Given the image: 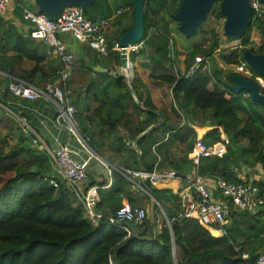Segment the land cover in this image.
<instances>
[{
  "label": "trees",
  "instance_id": "obj_1",
  "mask_svg": "<svg viewBox=\"0 0 264 264\" xmlns=\"http://www.w3.org/2000/svg\"><path fill=\"white\" fill-rule=\"evenodd\" d=\"M168 1L150 0L156 3V8L153 9L149 3L144 7L142 39L149 35L151 28L160 23V11L170 10L168 16L173 17L179 5ZM129 5L134 9V0H130ZM30 8L42 12L36 5ZM14 12L21 19L18 6ZM217 13L222 15L220 9ZM83 14L93 21L110 18L112 9L109 0H94ZM256 26L262 36L264 23L257 21ZM200 33L197 30L192 37H197ZM172 34L173 31L167 23L157 35L158 57L162 54L166 59L169 48L173 58L175 57L177 50L172 46ZM251 34H254V28L249 24L240 38V47L222 54L219 58L227 65H238L243 59L244 51L262 53L264 41L257 51L249 48ZM219 45L218 39L211 46L203 42L194 44L191 54L186 57V61L191 62V67L195 56H202L212 63V72H209L208 68H200L191 77H185V73L152 74L150 80L164 85L171 90L175 99L181 96L183 101L197 110H212L209 129L204 132L203 141L216 142L226 134L229 136L230 145L224 155L209 158L205 162L203 172L206 176L222 177L227 182L239 183L242 179L234 176L233 171L236 168L255 163L261 165L264 172V106L246 96L245 92L234 93L225 87L224 82H228L230 75H221L212 60L214 52L220 48ZM109 46L113 44L109 43ZM90 49L85 47L73 57L72 69L73 85L82 82L80 87L86 88L88 93L93 86V68L88 61L92 57L90 52L93 50ZM0 50L14 53L7 58L11 67L1 65L0 71L30 84L34 83L37 75L44 82L46 79H55V71L48 78L49 73L43 70L46 50L43 44L32 39L28 33L22 34L15 24L5 21L2 17ZM151 61L157 63L155 57H152ZM1 62L3 63L2 58ZM103 76V84L93 88L91 99L94 105L90 108L96 115L94 120L100 128L101 136L105 137L115 131L117 126H122L129 139L134 141L150 126L157 125L156 116L150 112L155 109L151 101L146 99L142 102L139 93L142 83L136 75L132 78L131 87L142 105L134 100L123 76H112L108 72ZM211 83L212 89L209 88ZM13 97L21 99L12 95L7 83L0 90V264H174L175 256L178 259L177 264H246L254 258L258 246L264 248V229L260 227L264 224V206L257 212L245 210L240 214V218L251 225L247 228L249 234L254 233L247 238L259 239L251 246L250 258L247 261L242 260L240 256L246 251L245 245L240 244L226 227L225 233L219 234L214 227L193 219L175 221L170 229L162 223L156 233L152 232V226L157 222L150 225L147 218L140 225H124L130 233L122 227L114 226L108 215H102L94 224L84 216L81 203L72 196L69 189L64 186L54 188L51 185L50 180L56 178L51 177L53 162L49 154L41 148L33 149L26 140L28 136L23 133L21 124L2 107L6 106L20 115L16 108L4 100ZM82 112L83 109L77 108L75 115ZM141 116L144 117L143 121L140 120ZM158 129L153 128L138 144L149 139ZM16 134V141L8 144L7 138ZM251 159L252 162H249ZM173 167L179 169V173L183 175L182 173L191 170V160L182 159ZM246 182L249 183V180ZM253 183L264 196V184L260 181ZM145 184L160 204L177 197L169 190L154 187L149 181ZM158 208L155 206L154 212L159 211ZM116 210L113 209L110 214L114 215ZM232 213L230 211L229 218ZM173 244L177 254L173 251Z\"/></svg>",
  "mask_w": 264,
  "mask_h": 264
},
{
  "label": "crops",
  "instance_id": "obj_2",
  "mask_svg": "<svg viewBox=\"0 0 264 264\" xmlns=\"http://www.w3.org/2000/svg\"><path fill=\"white\" fill-rule=\"evenodd\" d=\"M17 1L23 2L24 0ZM27 2H29V0H27ZM129 2L130 0H109L110 7L112 9V16L110 17V25L104 29V34L108 44H115L124 34L123 32H127V30H130L133 26L134 9L130 7ZM150 6L154 9L156 8V3L150 2ZM119 9H123V11L116 15L115 12ZM13 12H10V15L15 17L13 23L22 34L26 35L29 29L28 24L19 19L16 14L15 16ZM160 15L161 13L159 16ZM163 21H165V19L160 20L158 25L150 29L149 35L145 39H141L140 42H138L140 45L139 51L130 55L133 75H136L142 83V85L139 86V93L141 94L142 102L146 101V99L151 101L155 109L150 112H152L157 118V125L150 126L143 133V135L140 137L138 136V141L144 135L148 134L153 128H159L153 136L149 139L147 138L141 144H138L137 141L136 146H134V141L129 139L122 126H117L115 131L105 137L101 136L99 133L100 128L94 120L96 115L90 110L92 105H94L91 99L92 94L94 93L93 88L97 85L103 84V74L108 72L109 75H112V72H118L121 67L120 53L116 51L111 50L106 56L99 54L95 55L93 51L90 52L92 57L88 59V61L93 68V86L89 93L86 88L80 87L82 82H78L75 84L76 86L73 85L74 80L72 67L70 80L67 82L68 88L71 94L72 103L76 106V108L83 109L82 113L77 116L75 115L77 123V132L75 133H70L66 126L60 121L56 113L54 102H51L47 98L43 97L34 101L15 99L14 97L4 99L7 100L9 105L16 108L20 114L17 115L6 106H2L3 109L7 111V113L11 114L18 123H20V116L27 117L29 127L34 131V136L42 142L44 146L43 149L47 152V154L49 153V150H56L61 146H68L73 157L85 165L88 173V180L86 181L87 186L97 187L98 200L94 208V213L96 215V221L93 222L94 224L97 223L98 219H100L102 215H108L110 221V218L113 216L110 213L113 209L126 206H140L147 210V219L149 220L150 225L157 222L156 225L152 226V232L156 233L158 231V227L161 226L162 223L166 224L164 217H170L172 213L174 214L176 210L180 208V196L182 193H187L190 196L195 197L193 189H190L185 182H180L179 179L174 178L161 182H150L156 188L169 190L173 192L175 196L177 195L176 198L169 202H163L162 204L158 203L157 205L155 204L154 207H159V211L154 212L153 207L152 214H150L153 200L144 190L145 187L149 186L141 179L133 177L129 174V171L134 172L141 169L156 172L173 169L179 173L180 170L174 169L173 166L179 163L182 159L189 158L195 139L198 137L202 138L204 136V132L209 129L211 121L212 110H197L189 103L183 101L181 96L175 99L171 90L164 85L150 80V75L152 74H184L191 64V62H187L186 58L183 57V54L178 51L176 52L174 58L172 56V68L169 67L168 63L169 55L166 59L162 54L159 55L160 58L158 57L157 49L159 47V41L157 35L161 32L165 24H167V22ZM170 22L171 24L169 23V26L172 27L173 21ZM57 37L61 39V42H63L66 46V51L73 57V54L77 56V53H80L85 47L88 48L85 44L79 43L68 34H59ZM37 42L42 43L45 48L42 41L38 40ZM239 47L240 44H237V46L233 49ZM217 50L219 51V49ZM11 55H14V53L3 52L0 50V66L3 65L6 68H10L11 62L7 58ZM44 55L45 61L42 67L44 71L49 73L48 78H50L52 76V72L56 71L60 67V60L52 54H47L46 50ZM152 57L157 59V63L151 61ZM1 58L3 59V63L1 62ZM97 59L99 60L98 62L96 61ZM212 60L213 64H215L219 71H221V75L227 76L231 74H239L235 65H227L220 58L219 60L216 59L214 55ZM207 68L209 72L213 71L212 63H210V61ZM0 77L3 81L0 83V90L11 80H21L2 71H0ZM48 82L49 79H46V82H44V80H41V77L37 75L34 78L33 85L41 89H45ZM126 84L131 92V83L128 84L126 81ZM209 88H213L212 83L209 85ZM131 94L134 100L139 105H142V102H138L135 92H131ZM140 120L143 121L144 117L141 116ZM22 131L24 133L23 126ZM206 161L207 160H204L197 168L192 167L188 173L182 174L191 175L193 172L200 173L209 182H211L213 189V182L216 177L206 176L203 172V167L205 166ZM54 165L55 164L53 162L51 177L55 176L56 179L60 180V176ZM253 173V171L249 172V175L246 178L247 181H257L255 179L253 180ZM69 192L72 196H74L70 190ZM214 193L217 194L216 191H214ZM218 199L220 198L218 197ZM258 210L261 209H254L251 211L254 213ZM232 212L233 213L227 222L226 229L235 236L236 240L240 244L245 245V252L250 254L251 246H249V242L252 239H240L241 235H239L238 230H236L237 227L243 226H239L238 224L240 219L238 216H240L243 212L233 208ZM166 226L169 229L171 227L167 224ZM173 251L177 254L175 246H173ZM258 252L259 251H255V254ZM177 260L178 259L175 256L174 264H177Z\"/></svg>",
  "mask_w": 264,
  "mask_h": 264
},
{
  "label": "built area",
  "instance_id": "obj_3",
  "mask_svg": "<svg viewBox=\"0 0 264 264\" xmlns=\"http://www.w3.org/2000/svg\"><path fill=\"white\" fill-rule=\"evenodd\" d=\"M169 1H173L177 5L181 3V0ZM33 4V0H29V2L27 0L23 2L0 0V17L13 23L15 17H12L10 12H13L15 7L18 6L21 20L29 26L27 31L29 36L36 41H42L47 54H52L60 60V67L55 71V79L49 80L45 89L21 80H11L8 83V90L12 95L21 99L34 101L44 97L54 102L60 121L70 133H75L77 132L75 120L77 108L72 103L67 84L73 67V56L66 51L65 44L61 42L57 35L68 34L79 43L85 44L102 56L108 55L111 50L120 53L117 42L110 47L104 34V29L110 25L111 18L96 21L89 20L84 16L83 11L76 6L65 7L57 16L50 18L43 12H36L31 9L30 7ZM250 6L251 16L249 24L256 30L257 21L264 23V3L259 0H250ZM122 11L123 9H119L115 13L117 15ZM13 14L15 15L14 12ZM139 47V43H133L126 48L129 59L131 54L139 51ZM128 64L130 66L120 67L118 72H112L111 74L123 76L130 84L134 76L131 60L128 61ZM208 64L209 61L202 56H195L194 63L184 74L185 77L193 76L200 68L206 69ZM126 68L130 70V74L126 73ZM235 68L244 78L253 79L259 85L260 92L264 95V78L257 74L244 59L238 65H235ZM245 95L249 96L247 93ZM19 122L22 124L26 136L34 134V131L28 125L26 117H19ZM228 145H230V139L226 134L223 135L221 140L212 143H205L200 137L196 138L189 155L192 167L197 168L204 160L224 155L227 152ZM48 152L60 176V180L51 179V185L54 188L64 186L69 189L81 203L84 215L92 222H95L94 208L98 200L97 187L87 186L88 173L85 165L73 157L68 146H61ZM129 174L141 179L144 183L147 181L161 182L175 178L179 179L180 182H185L190 189H193L195 197L182 193L180 196V208L170 217H164L166 224L169 226L181 219H193L201 224L212 226L219 234H223L225 233V227L229 221V214L232 208L243 212L245 210L262 209L264 206V196L260 193L259 187L252 181L247 183L246 180L242 179V182L232 183L227 182L222 177H216L212 189L211 182L200 173L193 172L191 175H181L173 169L159 172L141 169L134 172L129 171ZM214 191L217 192L218 196H216L217 194ZM146 218L147 210L145 208L132 206L118 208L110 218V221L114 226L122 227L130 233V230L124 225L129 223L140 225ZM262 219H264V214ZM240 256L245 261L250 258L248 252H244ZM246 264H264V250L256 253L254 258Z\"/></svg>",
  "mask_w": 264,
  "mask_h": 264
},
{
  "label": "water",
  "instance_id": "obj_4",
  "mask_svg": "<svg viewBox=\"0 0 264 264\" xmlns=\"http://www.w3.org/2000/svg\"><path fill=\"white\" fill-rule=\"evenodd\" d=\"M213 1H220L219 9L221 14L225 17V34L231 37H240L244 34L249 26L251 16L250 0H181L177 11L173 14V19L178 22V28L184 37L190 38L196 34L198 26L205 19L206 13L211 8ZM259 1L264 3V0ZM33 2L43 13L48 15L50 18H54L62 11L63 8L68 6H77L85 11L87 6L91 5L94 0H33ZM144 2L145 0H134L133 26L117 41V46L120 48V62L122 68L127 67L128 61H130L126 48L130 44L140 42L143 37ZM243 59L257 74L264 78V48L262 53H253L250 50L244 51ZM168 63L169 67L172 68L171 48H169ZM224 85L231 92L247 93L252 100L264 106V95L260 92V87L254 80L246 79L240 74H231L228 77V82H224ZM130 89L133 93L134 91L132 87ZM143 133H141L139 137L143 135ZM137 141L138 138L134 140V146H136ZM144 190L153 200L152 208L150 210V214H152V209L155 204H158V202L155 198H153L149 187H145Z\"/></svg>",
  "mask_w": 264,
  "mask_h": 264
},
{
  "label": "rangeland",
  "instance_id": "obj_5",
  "mask_svg": "<svg viewBox=\"0 0 264 264\" xmlns=\"http://www.w3.org/2000/svg\"><path fill=\"white\" fill-rule=\"evenodd\" d=\"M168 2L171 3V1H168ZM148 3L150 4V0H145L144 7L146 5H148ZM219 7H220V4L218 3V1L212 2L211 8L206 13L205 19L202 21V23L197 28V30H199L201 33L196 35L197 37H192L190 39H186V37H184V35L179 32V30L177 29L178 28V22L168 16L169 15L168 12L170 10L169 11L168 10H162L159 12V14L161 13V15H160L161 20L165 19V21H163V22H167L168 26H169V23L171 24L170 21H173L172 27L169 26L171 28V30L173 31V34L171 35L172 46H174V48H176V50L179 53L183 54V57L186 58L189 54H191V52H192L191 49L194 46V44H198V43L203 42V43H205V45L211 46L215 42V40L218 39L219 44H220L219 45L220 48H219V51L216 50L214 52V56L216 59L219 60V56H221L224 53H229L231 50H233V48L235 46H237V44H240V42H241L240 38L242 37V35L240 37L239 36L231 37V36H227L225 34V32H224L225 17L223 15H220V16L218 15L217 10H219ZM168 20H170V21H168ZM213 31L215 33H212ZM263 41H264L263 35L260 36L259 30L256 29V30H254V34H251V44H250L249 48L253 49V51H257L258 47L260 45H262ZM73 55H74V57L76 56L75 54H73ZM1 82H3V81L0 79V83ZM16 138H17V134L15 136H12V137L9 136L7 138L8 144L14 143L16 141ZM26 140H28L27 142L30 143V146L33 149H35V148L43 149L44 148L42 142L36 136H34V134L32 136H28L26 138ZM249 162H252V159L249 160ZM262 169L263 168L261 165L253 163V164H247V166H242L239 169L236 168V169H234L233 172H234V176H237L240 179L246 180L247 176L249 175V172L253 171L254 172L252 175L253 180L255 179L257 181L262 182V184H264V172ZM238 217L240 218L241 216H238ZM238 224H239V226L243 225L242 227H237V229H236V230H238L239 235H241L240 239L244 240V238H247V236H252L254 234V233H252L250 235L249 232L247 231V228L251 227V225L248 221L242 220L240 218ZM260 227L264 229V224L262 223V225H260ZM262 232L264 234V230H262ZM258 241H259V239L250 240L249 246H254L255 242H258ZM262 249H264L263 246H258L256 248V251H260Z\"/></svg>",
  "mask_w": 264,
  "mask_h": 264
},
{
  "label": "bare ground",
  "instance_id": "obj_6",
  "mask_svg": "<svg viewBox=\"0 0 264 264\" xmlns=\"http://www.w3.org/2000/svg\"><path fill=\"white\" fill-rule=\"evenodd\" d=\"M128 66H130V64H128ZM126 73L130 74L131 72L129 69L127 70V68H126Z\"/></svg>",
  "mask_w": 264,
  "mask_h": 264
}]
</instances>
